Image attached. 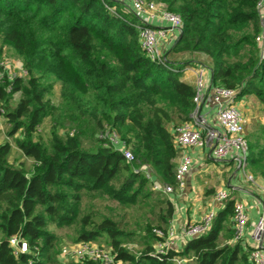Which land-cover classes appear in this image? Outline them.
Wrapping results in <instances>:
<instances>
[{"label": "trees", "instance_id": "obj_1", "mask_svg": "<svg viewBox=\"0 0 264 264\" xmlns=\"http://www.w3.org/2000/svg\"><path fill=\"white\" fill-rule=\"evenodd\" d=\"M154 1L181 17V35L168 55L184 52L185 60L164 65L147 58L135 16L111 0H0V62L10 50L25 72L10 76L0 65V111L7 136L32 162L28 172L10 162V143L0 145V264H74L59 258L55 229L64 228L73 229L74 243L106 238L123 264H171L174 258L188 259L185 264H249L239 243H220L223 234H233L226 227L231 201L205 235L180 251L168 250L161 260L151 256L155 227L146 225L138 236L111 216L99 213L96 221L92 210L83 209L84 198L123 207L148 202L155 192L143 168L158 182L174 185L171 130L189 122L194 110V86L180 72L182 65L196 64L193 55L205 57L214 85L237 89V99L253 96L264 110V60L255 42L259 0ZM114 6L116 15L107 9ZM46 120L49 134L43 137L39 128ZM66 125L69 131L62 133ZM111 131L131 148L133 161L104 146L107 140L99 135ZM248 139L247 165L264 178V125ZM167 204L161 228L174 211ZM14 235L34 253L14 256L7 243ZM131 243L143 245L138 255L125 246Z\"/></svg>", "mask_w": 264, "mask_h": 264}, {"label": "built area", "instance_id": "obj_2", "mask_svg": "<svg viewBox=\"0 0 264 264\" xmlns=\"http://www.w3.org/2000/svg\"><path fill=\"white\" fill-rule=\"evenodd\" d=\"M119 7L135 16L137 22L133 25L136 30L140 47L147 58L153 62L164 64L170 60L168 52L178 41L182 32V19L173 12L166 9L164 4L154 0H111ZM117 7V8H119ZM109 12L116 15V6L107 7ZM260 20V32L255 37L258 48L259 60H264V0L256 4ZM5 59L0 62L5 70ZM18 75L25 72L20 67L13 68ZM191 71L194 75V110L189 122L176 124L172 127L173 144L177 151V158L180 153L179 162L175 166L174 185L158 182L152 173L143 168L142 172L150 185V189L158 194L170 195L175 189H182L185 178L189 173L193 159L187 153V149H202L210 147L209 157L214 161H225L234 158L239 164V169L247 168L248 143L245 134L246 120L236 103L238 90L226 88L221 85H214L211 81L210 65L204 62H196ZM181 74L187 72V65H182ZM10 76L13 73H9ZM210 96L213 104L212 117L216 128L211 127L207 122V115L203 113L206 93ZM0 121L7 124V120L0 111ZM74 130L69 132L73 135ZM99 138L107 140L104 146H110L119 151L123 158L131 162L134 160L131 148L126 145L115 131L100 134ZM1 145V142H0ZM176 158V159H177ZM252 180V176H248ZM225 190H218L215 193V200L222 204L228 199ZM216 213L210 211L203 215L197 223L186 225L180 232H176L172 225L165 228H154L153 234L157 238L153 245L152 257L161 260L168 250L175 249L179 244L205 235L211 228ZM246 209L241 203L233 204V211L230 216L231 229L233 231L232 242L241 243L247 226ZM264 235V217L253 225L250 236L254 241L253 248L248 251L247 259L249 264H264V251L261 248V239ZM8 246L14 256L22 254H33L26 240L14 235L7 240ZM60 260L74 264H123L115 259V253L110 246H101L96 242H78L66 245L60 249ZM176 264H185L188 260L174 258ZM33 264V261H28Z\"/></svg>", "mask_w": 264, "mask_h": 264}, {"label": "crops", "instance_id": "obj_3", "mask_svg": "<svg viewBox=\"0 0 264 264\" xmlns=\"http://www.w3.org/2000/svg\"><path fill=\"white\" fill-rule=\"evenodd\" d=\"M193 57L197 62H204L209 65L202 55H193ZM170 59L181 61L179 57ZM185 59L186 57L183 58V60ZM192 66L191 64L187 65V72L182 74V79L193 85L194 75L191 71ZM249 98L250 96H244L236 99L238 108L245 117L246 124L247 115L244 113L245 109L243 107L248 105ZM213 111V104L207 92L203 113L207 115L208 124L216 128L212 117ZM0 124H3L2 121ZM0 127L3 128V126ZM186 151L192 157L193 165L185 178L183 188L175 189L170 195H164L174 208L166 227L170 224L176 232H180L186 225L199 222L203 215L210 211L217 214L223 209L226 201H231L233 204L241 203L246 209L248 220L246 234L239 245L247 255L248 251L254 246L250 230L259 218L264 217V178L251 171H247V169H239V164L234 158H229L225 161H214L209 157V146L202 149L190 148ZM180 153L176 159L175 166L179 162ZM249 175L252 176V180L248 179ZM218 190H225L229 195L228 199L222 204L215 200V193ZM226 227L231 229L230 216ZM224 243L233 244L232 236L227 238V235L223 234L221 236V244ZM183 245L184 243H181L173 250L180 251ZM261 248L264 251V235L261 239ZM171 264H176L173 259L171 260Z\"/></svg>", "mask_w": 264, "mask_h": 264}, {"label": "rangeland", "instance_id": "obj_4", "mask_svg": "<svg viewBox=\"0 0 264 264\" xmlns=\"http://www.w3.org/2000/svg\"><path fill=\"white\" fill-rule=\"evenodd\" d=\"M170 58L179 57L181 61L186 54L183 52H176V54H170ZM173 61V59H170ZM175 60V59H174ZM5 64L6 67L10 69V72L13 74H18L17 70L13 68L20 67V61L14 56V54L10 50L5 51ZM20 94H15L12 100L14 104L19 98ZM50 99L55 103L59 99V86L56 85ZM248 105L243 107L244 113L247 115V124L245 127L246 139L249 145L248 136L253 133H257L260 131V127L264 125V110L258 100L250 96ZM1 122V121H0ZM178 122L174 120V123ZM0 124V141L3 143H10L13 147L12 154L10 155V162L14 164H23L25 169L29 172L32 167V162L27 160L21 152L17 149L14 144V139L9 138L7 136V131L9 126L2 122ZM50 123L48 120L44 122L42 126L39 128V132L43 137H48L49 134ZM69 128V125H66V128L62 130V133H66V130ZM169 128V127H168ZM3 130V131H2ZM69 131V130H67ZM18 136V135H16ZM15 136V137H16ZM248 162V161H247ZM247 171H250L249 165H247ZM168 199L166 196L162 194L152 193L150 200L146 203L141 202L134 207H123L117 202L109 200V199H100V198H84L83 201V209L92 210L94 215L92 218L96 221L99 220L97 216L99 213L111 216L115 219L122 228L136 233V235L141 236L144 234V228L146 225L151 227H159L163 226L162 220L160 219V214L164 212L167 208ZM55 233L60 237V249L66 245H72L74 242L72 241V237L74 235L73 229L64 228V229H55ZM98 245L101 246H109L106 238H100L97 242ZM221 243V242H220ZM127 249L134 252L136 255L140 251H142L143 245L139 243H131L125 245Z\"/></svg>", "mask_w": 264, "mask_h": 264}]
</instances>
